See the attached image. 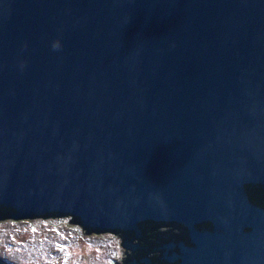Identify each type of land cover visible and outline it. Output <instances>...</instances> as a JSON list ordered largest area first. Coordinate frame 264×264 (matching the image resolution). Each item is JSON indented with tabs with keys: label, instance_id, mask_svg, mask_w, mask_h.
<instances>
[{
	"label": "water",
	"instance_id": "95a60500",
	"mask_svg": "<svg viewBox=\"0 0 264 264\" xmlns=\"http://www.w3.org/2000/svg\"><path fill=\"white\" fill-rule=\"evenodd\" d=\"M256 187L264 0H0L1 210L180 223L171 264H264Z\"/></svg>",
	"mask_w": 264,
	"mask_h": 264
},
{
	"label": "rangeland",
	"instance_id": "374dc122",
	"mask_svg": "<svg viewBox=\"0 0 264 264\" xmlns=\"http://www.w3.org/2000/svg\"><path fill=\"white\" fill-rule=\"evenodd\" d=\"M70 216L0 220V256L14 264H115L121 241L112 233L83 234Z\"/></svg>",
	"mask_w": 264,
	"mask_h": 264
},
{
	"label": "flooded vegetation",
	"instance_id": "af4514ba",
	"mask_svg": "<svg viewBox=\"0 0 264 264\" xmlns=\"http://www.w3.org/2000/svg\"><path fill=\"white\" fill-rule=\"evenodd\" d=\"M257 194L264 203V192L256 187ZM0 220L17 221L11 217L10 212L0 209ZM78 223V222H77ZM80 225V224H79ZM83 228V227H82ZM85 229V228H83ZM85 232L91 234L112 233L121 241L122 260L117 264H171L170 258L175 253H180L181 240L189 239L187 229L184 225L174 222H143L135 231H104ZM175 244L176 247H168ZM149 261L145 262V261ZM181 260L174 261L172 264H180ZM0 264H14L7 258L0 256Z\"/></svg>",
	"mask_w": 264,
	"mask_h": 264
},
{
	"label": "clouds",
	"instance_id": "9594fccd",
	"mask_svg": "<svg viewBox=\"0 0 264 264\" xmlns=\"http://www.w3.org/2000/svg\"><path fill=\"white\" fill-rule=\"evenodd\" d=\"M61 46H60V44L59 43H54L53 44V48L54 49H59Z\"/></svg>",
	"mask_w": 264,
	"mask_h": 264
},
{
	"label": "trees",
	"instance_id": "16d2710c",
	"mask_svg": "<svg viewBox=\"0 0 264 264\" xmlns=\"http://www.w3.org/2000/svg\"><path fill=\"white\" fill-rule=\"evenodd\" d=\"M47 216H49V215H47ZM54 216H58V215H54ZM71 218L73 219V222H75V219L73 217H71Z\"/></svg>",
	"mask_w": 264,
	"mask_h": 264
}]
</instances>
